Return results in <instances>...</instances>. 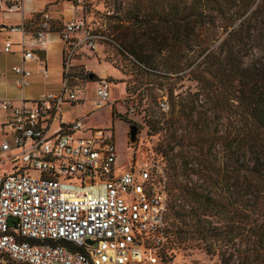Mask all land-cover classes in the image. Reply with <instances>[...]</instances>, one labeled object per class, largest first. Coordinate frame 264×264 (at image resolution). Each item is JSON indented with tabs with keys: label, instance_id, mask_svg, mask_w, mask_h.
<instances>
[{
	"label": "built area",
	"instance_id": "built-area-1",
	"mask_svg": "<svg viewBox=\"0 0 264 264\" xmlns=\"http://www.w3.org/2000/svg\"><path fill=\"white\" fill-rule=\"evenodd\" d=\"M25 1L0 0V13L23 15ZM52 27L46 8L4 27L22 34L23 61L36 60L45 78L46 63L27 42L43 44ZM58 35L64 42L59 89L26 96L32 70L21 63L12 71L22 95L0 99V108L10 112L0 139V264H165V163L145 160L118 172L113 130L62 117L64 103L82 101L76 90L93 79L81 71L80 57L108 37L81 17L63 22ZM2 50L13 52L14 43L6 40ZM95 81L92 102L100 108L111 102V80ZM126 93L121 101L127 113L136 114L138 101Z\"/></svg>",
	"mask_w": 264,
	"mask_h": 264
},
{
	"label": "rangeland",
	"instance_id": "rangeland-1",
	"mask_svg": "<svg viewBox=\"0 0 264 264\" xmlns=\"http://www.w3.org/2000/svg\"><path fill=\"white\" fill-rule=\"evenodd\" d=\"M46 7L54 10V15L66 17L74 15L83 18L91 27L101 31L108 39L92 52L86 49V55L80 57L81 71L93 73L98 78H110L111 101L103 107L94 108L93 96L96 81H85L84 89L76 93L84 98L82 103H64L70 114L77 117L80 112L87 113L81 121L85 128L107 127L113 130L118 150L115 163L117 171L140 165L145 160H160L165 163L169 175L170 203L180 205L183 199L178 194V187L186 183L198 184L203 161H210V176L217 183L209 182L212 193L218 192L223 185L233 183L232 161L223 150L222 137L227 140L236 135L237 112L229 102H220V84L214 79V89L202 91L195 75L200 70L191 72L199 60L197 52L187 53L184 50L163 51L155 54L149 64H143L124 50L114 39V29H124L130 36L134 29L146 28L136 13L150 10L153 0H43ZM41 3L37 0V4ZM154 23V21L152 22ZM13 38L17 36L13 35ZM145 35L139 41H148ZM193 40L197 38H192ZM150 43V42H149ZM1 44V40H0ZM192 56V57H191ZM49 76L43 78L38 71L30 76L32 86L57 90L60 87V54L48 53ZM195 63L190 65L191 61ZM16 54L0 53V75L6 72L2 82L9 84L13 79L11 66L17 63ZM247 60V59H246ZM202 77L211 78L205 73ZM211 81L212 78H211ZM126 87V90H125ZM201 90V92H200ZM195 95L194 93H197ZM138 101L136 114L127 113V107L121 101L127 93ZM209 93V94H208ZM208 94V97H207ZM113 101H116L114 104ZM165 103L164 109L160 105ZM127 113V114H126ZM244 122H250L246 114ZM136 125L138 132L133 141L129 137V126ZM90 131V130H89ZM8 168V164L2 165ZM35 175V173H33ZM67 182V181H66ZM208 184V183H207ZM170 222L173 218H169ZM187 219V217L185 218ZM177 223V220H174ZM174 225L170 224L171 229ZM173 238L171 256L165 264H219L218 251L225 249L231 252L234 245L227 239H218L215 253H207L203 248ZM194 243V242H193ZM247 247L242 241L241 248Z\"/></svg>",
	"mask_w": 264,
	"mask_h": 264
},
{
	"label": "trees",
	"instance_id": "trees-1",
	"mask_svg": "<svg viewBox=\"0 0 264 264\" xmlns=\"http://www.w3.org/2000/svg\"><path fill=\"white\" fill-rule=\"evenodd\" d=\"M135 15L146 28L134 29L132 36L113 30L124 50L143 64L163 51L197 52L199 60L190 65L196 62L192 73L201 71L194 77L201 90L214 89L215 79L222 89L220 102L237 110L235 137L221 141L232 161L233 183L212 193L209 182L217 181L205 160L202 181L178 187L183 203L176 207L169 201L166 260L173 238L211 254L218 239H227L234 249L219 250V264H264V0H153L149 11ZM144 35L148 41H139ZM243 114L250 122L242 120ZM243 240L247 247L241 248Z\"/></svg>",
	"mask_w": 264,
	"mask_h": 264
},
{
	"label": "crops",
	"instance_id": "crops-1",
	"mask_svg": "<svg viewBox=\"0 0 264 264\" xmlns=\"http://www.w3.org/2000/svg\"><path fill=\"white\" fill-rule=\"evenodd\" d=\"M40 1H41V3L38 5L37 0H26L24 3L23 15L21 14V12L0 13V40H1L0 53H5L2 50V46L6 40L10 39L14 43V51L11 53H5V54H16L18 56L17 63H15L14 65H19L21 63H24L25 66H27L29 69L32 70V73L34 70L38 71V69H37L38 62L36 60H25V61H23V58H22V55L20 52V47H19V42L21 40L22 34L18 31H13V32L9 31L8 29H5L4 27L14 25V24H20L22 22V16H24L26 19H29L34 13L46 8L52 14L53 27L48 32V34L46 35L43 44L32 42L29 40L27 42V46L30 49L34 50L45 61L48 71H49L48 61H47L48 53L60 54V72H61V61H62L64 42L62 41V39L58 35V29L63 22H65L66 20H69L71 18H74L75 16L70 15V16L66 17V15L63 13L62 17H58V16L54 15V10L46 7V4L43 2V0H40ZM76 18H79V17H76ZM13 35L17 36V38H13ZM26 38L29 39V35H26ZM14 65L11 66V72L12 73H13L12 67ZM39 74L41 75L40 72H39ZM0 77L5 78L6 72H2ZM14 78H15V75L13 73V79L11 81H9V84H5L6 81L2 82L0 80V99L12 98V99L16 100V99H19V97L22 95V91L16 86V84L14 82ZM43 78H45V77H43ZM57 90H53V91H57ZM125 90H126V87H125ZM45 91H51V90H47L46 88H43V86H40L39 88L34 87V86H32L31 81H30L29 85L25 88V94L28 97H36L41 92H45ZM84 101H85V99H83L80 102L83 103ZM67 109H70V108L65 106V104H64L62 106V117H63L64 121H71L74 119L82 120L83 118L87 117V113L82 114V112L77 114L78 115L77 117H73V115L70 114L69 110H67ZM9 115H10L9 111H7V112L3 111L0 108V139L2 138V135H3L2 125L8 119ZM116 151H117V159H118L117 146H116ZM1 167L4 168L3 166H1ZM127 169H124L122 171H125ZM122 171H118V172H122Z\"/></svg>",
	"mask_w": 264,
	"mask_h": 264
},
{
	"label": "water",
	"instance_id": "water-1",
	"mask_svg": "<svg viewBox=\"0 0 264 264\" xmlns=\"http://www.w3.org/2000/svg\"><path fill=\"white\" fill-rule=\"evenodd\" d=\"M94 77V74L93 73H90L89 74V78L92 79ZM137 126L136 125H130L129 126V137H130V140L133 141L136 137V134H137ZM11 220L15 221L16 219L15 218H11ZM10 224H13L12 221Z\"/></svg>",
	"mask_w": 264,
	"mask_h": 264
},
{
	"label": "flooded vegetation",
	"instance_id": "flooded-vegetation-1",
	"mask_svg": "<svg viewBox=\"0 0 264 264\" xmlns=\"http://www.w3.org/2000/svg\"><path fill=\"white\" fill-rule=\"evenodd\" d=\"M137 132H138V129H137Z\"/></svg>",
	"mask_w": 264,
	"mask_h": 264
}]
</instances>
